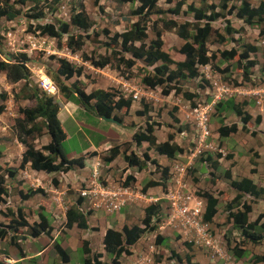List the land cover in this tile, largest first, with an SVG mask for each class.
Here are the masks:
<instances>
[{"label":"rangeland","instance_id":"obj_1","mask_svg":"<svg viewBox=\"0 0 264 264\" xmlns=\"http://www.w3.org/2000/svg\"><path fill=\"white\" fill-rule=\"evenodd\" d=\"M243 1L249 2L254 7H259L264 2V0H236L229 3L230 9H232V13L231 11L229 13L221 10V0H206L205 3H202L200 0H157V7L164 11L176 8L179 2L185 3L179 17L162 15L168 20L176 18L180 25L184 24L187 20L193 19L194 14L188 13L191 4L196 8H201L206 6V4L218 6L217 11L225 14L222 16H227L226 18L229 20L227 23L225 18H220L212 23L213 31L207 38L209 55L218 54V61L221 58L220 52L222 51L237 49L240 52H244L247 44L258 48L257 53L250 55L249 60L256 62L257 65L252 69V78L248 82L244 81L243 73L237 67L238 58L220 64L222 70L227 67L230 68L226 74L218 73L213 69L212 65L199 67L200 76L197 79H190L181 83L184 91L198 95L194 101L190 102L183 95H178L174 91L166 94L164 92L167 90L166 86L155 90L146 87L142 82V78L146 73L151 72L153 68L147 69L146 65L142 62H139L133 69V78L125 80L120 76V72L117 71L115 63L111 67L101 70L94 68L90 62L83 61V54L95 58L107 54L108 51L104 44L109 42V38L117 32L123 33L127 31L138 20V17L134 16V11L139 5L138 2L123 3L121 0H84L83 3L89 18L93 22V28L88 33H83L72 20L74 11L78 12L80 10L79 0H60V3L57 5L54 4V0H41L40 7L44 9L46 15L44 19L39 21L33 17L36 14V11H33L34 2L28 1L25 5H21L19 3L20 0H9L10 4L16 9L22 10V15L12 21L6 17L0 18L1 60H12L13 56L17 57L20 54H28L31 59L29 67L32 77L28 84L25 81L11 84L4 73L0 74V107L3 106L5 108L4 112L0 114V175H5L8 169L19 168L21 164L22 155L26 148L20 143L15 124L18 118L23 117L20 109L35 106L36 102L33 99L27 98L33 96L35 93L39 95L46 94L55 98V102L59 107V118L67 134V140L63 143V150L68 158L73 159L84 156L90 162L87 163L86 172H82V169L85 167H76L75 170L67 173H57L53 178H49L48 180H45L43 175L37 176L36 173L41 172L32 170L31 165H28L26 170H19L15 179L7 178L8 185H11L13 189H11L12 195L9 198H6L2 202L0 201V230L7 229L6 226H14L12 225L14 220L22 222L24 218L21 219L18 216L19 209L23 210V215L29 225L32 226L35 223L41 222L40 214L42 211L45 212V215L50 219L53 229L49 236L42 235L39 238L29 236L31 231L24 226H17L16 231L11 229V235L8 234L4 239H0V262L5 264H87L86 256L88 255L84 253L83 244L84 242H89L90 236H93L91 230L83 232L76 226L68 229L65 221L59 223L57 217L74 206L71 205V202L77 205L79 199H84L81 197V194L90 185L86 181L92 180L91 178H93L95 170L99 169L101 171L100 185H109L107 179L109 178L110 170L106 169V167L104 168L106 163L105 158L109 155V152L100 153L99 151L96 153L97 155H93V152H90L91 150L110 149L113 147L112 144L116 142V139L119 140L118 142H124L123 144H131V146L127 145L123 147L122 150L124 151L126 148H129L130 153L132 151L137 152L139 154L137 156L142 161L144 160L143 155L145 152H148L150 155L152 149H149V144L144 143L142 147L137 148L132 142H127L129 133H133L134 135L135 131L138 132L147 128V116L140 117L137 115L138 111H144L147 106L149 109L148 117L152 118L150 123L155 122L157 124L154 126V131L158 143H164L173 136L174 143L183 149V154L178 155L177 160L182 167L188 168L187 178L195 175L199 177L200 172L208 176L206 179L204 175L199 179L194 177L193 182L196 188H198V182L201 183V189L211 188L209 181L212 178L221 179L222 172L225 169H231L235 173V176L239 175L241 177L244 173L250 172L253 165L247 162L249 152L252 159L257 162L254 167L264 170V150H261L262 157L260 151L257 149V147H261L259 144L260 139L256 136V131L259 129V125L256 124L258 118H262L261 114L264 113V102L258 105L252 98L254 96L253 93H251L256 88L264 87V81L261 79L264 77V23L248 24L237 17V11L242 6ZM159 18L160 16L158 15L151 17L147 44L157 39L156 33L153 31V24ZM255 22H257V19ZM46 23H52L58 27L62 23L69 24L71 26V35H84L85 46L80 52L73 53L66 48L69 37L66 35L62 41L64 47L62 49L58 48L56 39L43 35L38 29L40 24ZM201 25L203 26L204 23ZM228 26L235 31L231 35H227L226 28ZM105 30L110 32L109 37L104 36L103 32ZM221 37H226L227 41L222 43L220 41ZM162 39L164 42L163 50L169 53L172 59L178 60L180 58L178 52L185 41L178 36L177 29H174L172 32H164ZM61 60L70 62L76 68L83 67L84 69L81 77L75 76L68 81L69 85L80 80L84 84L88 94L97 90H104L115 95V100L122 96H125L127 99L132 98L133 109L128 111V113L126 110H122L116 111L114 114L123 118L128 116V114L130 115L132 111V123L136 125V128H132L133 130L131 131V129L103 120L93 111L85 110L75 102H69L61 91L57 73L61 66ZM247 62H244V64H247ZM215 63L218 64L217 60ZM3 95L6 96V100L2 97ZM230 99H233L243 112L253 117V122L248 127L249 131L243 129V125L240 122L241 119L231 110L228 109L225 112L217 111L216 106L218 104ZM213 101L215 103L214 106L212 104ZM199 105L203 106L202 108L209 107V105L213 106L209 113L211 116L209 120L211 137L202 144L200 141L202 133L199 130L198 121L192 112V109L199 107ZM175 118H178L179 121L175 122ZM222 120L227 125L237 123L241 130L240 133L234 134L227 139H221L218 130ZM129 126H131V123H129ZM253 132H256V134ZM30 141L34 142L37 149L43 151L45 154H49L47 151H44L45 146L51 142V137L47 133V130H44L43 134L37 138L30 139ZM234 153L237 154V161L233 160V156H236ZM208 154L219 160L217 169L220 170L216 171L217 173H209L208 170L210 169L206 165L201 166L202 161L205 160ZM231 156L232 158H230ZM98 158L99 160L94 163L95 159ZM121 158L120 164H123L125 162L123 153L121 154ZM151 159L158 162L161 169L154 164L152 165L162 172L163 160L157 159L156 155L151 157ZM176 168L177 166H175ZM212 168L215 169L213 166ZM121 170L120 165H118V177L114 179L120 188L126 186L129 176L125 179L122 176L123 172L120 174ZM88 172H91V177H84L83 179L82 175L85 176ZM258 176L260 179H264V175L258 174ZM162 180H164V176L163 178L160 177V181ZM134 181H131L129 186ZM216 187L220 188L216 189L217 191L228 190L226 185L223 184L222 179L220 183L212 186V190H215ZM30 189H41L44 193L37 195L26 203L19 198L18 194L20 190L28 193ZM55 190H59V192H54ZM221 194L225 193L222 192ZM58 197H63L61 205L57 203ZM246 198L243 201L248 202ZM222 199L223 201L219 206L220 220L216 221L218 230L216 231L213 227L211 228L213 237L216 238L214 239L215 245L224 251L223 255L225 259H222L219 264H255L252 261L254 257L249 258L247 256L243 259H238L232 252L234 248L240 249L243 240L240 238V234L230 225V222H226L223 219V216L228 214L227 206L231 203H227L226 196L222 197ZM50 205L53 206L50 207ZM112 208L116 213L118 212V209H115L114 206ZM46 210L50 211L49 214L53 216L52 218H50L49 214L47 215ZM86 212L88 211L86 210ZM122 215H125V213H122ZM97 216L101 220L111 219L109 222H113L112 217L114 216L107 217L102 212H98ZM90 223L92 224V221ZM92 239L94 240V238ZM56 244L63 247L67 252L69 256L68 263H65L63 257L58 253ZM262 245L264 246V244ZM147 249L150 254L154 252L149 246ZM257 249V247H253V250ZM21 252H25L30 257L22 261L20 260V263L17 259ZM94 254L98 255L96 251ZM217 254L220 257L222 253L218 252ZM126 256L125 254L122 257L123 259L125 258V264H137L132 262L135 258H128ZM162 256V254H155L156 263ZM169 256L167 260H164V257L162 258L163 263L172 264L170 260L178 259L175 256L172 257L171 252ZM101 261L103 264H111V257L107 258L103 256ZM178 263H180L179 260Z\"/></svg>","mask_w":264,"mask_h":264},{"label":"trees","instance_id":"obj_2","mask_svg":"<svg viewBox=\"0 0 264 264\" xmlns=\"http://www.w3.org/2000/svg\"><path fill=\"white\" fill-rule=\"evenodd\" d=\"M28 1L34 2L35 6L33 11L36 14L33 16L36 20H42L45 18L44 9L40 7L41 0H20L21 5H25ZM80 1V10L74 11L72 20L75 25L83 31V33H88L89 30L93 28V22L89 18L84 0ZM205 3L206 0H200ZM221 10L224 12H229L232 10L229 7L230 2L236 0H221ZM123 3L138 2V7L134 11V16L138 17V20L132 25L127 31L120 33H115L109 38V42L104 45L107 48V54L100 55L98 58L83 54L82 58L84 62H90L91 65L96 69L104 70L111 67L114 63L116 64L117 71L120 72V76L125 80H131L133 78V69L138 65L139 62L144 63L146 68H153L149 73H146L142 78L143 84L155 90L159 87L166 86L167 90L164 92L166 94L174 91L178 95H183V97L192 102L198 97L197 94L184 91L182 82L190 79H197L200 76L199 67H206L212 65L213 69L218 73L226 74L229 72L230 68L225 69L220 68V64H224L226 61H232L238 58L237 67L243 73L244 81L248 82L252 78V69L257 65L256 62L250 61V55L258 52V48L254 45L247 44L244 52H240L237 49L232 51H222L221 58L218 61V54L209 55V49L207 46V38L213 31L212 23L220 18H225L227 16H222L218 12V6L207 5L201 8H196L193 4L189 6L188 13L194 14L193 19L187 20L184 24H179L176 18H171L168 20L164 18L165 16L179 17L181 14V9L185 5L184 2H179L174 9L168 11L161 10L157 7V0H121ZM60 0H54V4L57 5ZM55 11V10H54ZM223 13V12H222ZM232 13V11H231ZM22 15L21 9H16L10 4L9 0H0V18L6 17L8 20L12 21L17 17ZM153 15H158L160 18L154 22L153 31L156 33L157 39L153 40L150 44H147L149 23L151 22V17ZM237 17L244 20L248 24L264 23V2L259 7L252 6L249 2L243 1L242 6L237 11ZM257 19V22L255 20ZM229 20H227V23ZM204 25L202 26L201 24ZM195 24V25H194ZM161 25V26H160ZM39 31L50 38L56 39L58 42V48L62 49L63 39L68 35V41L66 48L71 50L73 53L80 52L85 46V37L80 34L78 36L71 35V26L67 23H62L59 27L52 23L40 24L38 26ZM177 29L178 36L185 41L184 45L180 48L178 54L180 55L178 60L172 59L169 53L163 50L164 42L162 35L164 32H172ZM227 35H231L235 31L233 28L228 26L226 28ZM194 32V33H192ZM1 33V31H0ZM104 36L109 37L110 32L105 30L103 32ZM192 40V41H191ZM220 41L226 42L227 38H220ZM111 53L109 54V52ZM217 60V63L216 62ZM247 64H244V62ZM31 62L28 54H20L17 57H12V60L3 61L1 60V49H0V74L4 73L7 80L11 84H18L25 81L27 84L30 83L32 73L29 67ZM61 66L58 69V78L61 85V91L66 96L69 102H75L79 106L83 107L85 110L93 111L100 118L114 119L115 123L122 126L124 119L126 118L116 116L114 113L116 111L126 110L127 113L132 109L133 99L126 98L125 96L120 97L115 100L116 97L111 92L104 90H97L91 94H88L84 84L77 80L73 84L69 85L68 81L73 79L75 76L81 77L83 75V67L76 68L70 62L66 60H61ZM175 66L174 68H172ZM5 100L7 99L5 95L2 96ZM28 99H33L36 104L34 107H26L20 109V113L23 114L22 118L16 120V130L19 134L20 143L26 148L22 155V160L19 168L6 170L5 175H0V201H4L9 198L11 194V185H8V179H15L19 170H26L28 165H31L32 170L36 172H44L46 174L54 173H67L74 170L76 167L84 168L85 160L84 156L79 158H68L67 154L63 150V143L67 140V134L63 128L62 122L59 118V107L55 102L53 96H48L46 94L39 95L35 93L33 96L27 97ZM195 106L194 103H192ZM144 111H138V116H147V128L141 131H135L133 135L132 143L140 148L144 143L149 144V149H154L159 155H164L170 160H174L178 155L183 154V149L174 143L173 136L164 143H158L157 136L155 135L154 126L157 125L155 122L150 123L151 117H148L149 109L148 106L145 107ZM4 107H0V114L4 112ZM217 111L225 112L228 109L235 113L237 117L241 120L245 131H249L252 117L250 114L243 112V110L235 103L233 99L226 102H221L216 106ZM178 118H175V122H178ZM261 118H258L257 124H259ZM239 125L234 123L232 125H227L224 121H221V126L218 130L221 139H227L230 136L238 133ZM131 128H136L135 124H131ZM44 130L51 137V142L49 145L45 146L44 151L49 154H45L43 151L37 149L34 142L30 139L37 138L42 135ZM256 134V132H253ZM131 146V144H123L113 147L109 150V155L106 156L105 162L110 164L114 162L121 154H124V160L128 167H137L139 170L147 168L148 164H154L158 168L160 165L154 159H151L148 152L143 155V161L137 156V154L132 151L129 154V148L122 150L125 146ZM123 151V152H122ZM97 152H93V155H97ZM232 158V156L230 157ZM211 161L212 158H209ZM214 168H218L217 162H211ZM161 168V167H160ZM169 168H163L164 181L149 182L148 187L162 186L166 190V180L168 179ZM225 176L229 179L230 187L234 189L238 195L232 201L231 204L227 206L228 219L233 221L236 228L242 230V236L247 241L253 244H260L264 240V214L260 215L258 220L254 223L249 222V214L252 213V205L248 202L243 201L246 196L252 197L258 200L264 195V188L259 187L251 179L244 178L240 181L233 180L230 171H226ZM135 178L131 175L128 176V181L126 186H129L131 181ZM56 182V181H55ZM57 183V182H56ZM44 193L41 189H30L29 192L24 193L23 190L19 192V198L22 201H28L39 194ZM207 198V209L204 215V222L211 223L218 213V200L213 196L206 194ZM82 205V200L77 201V205L70 208L67 211V227L72 229L77 227L81 230H91L87 220L86 213L80 208ZM23 210L19 209L18 216L23 219L22 222L14 220V226H6L7 229L0 230V239L12 234L11 229L16 231L17 226H24L30 229L32 238H39L42 235H50L53 226L50 224V219L46 216V213L40 214V223H35L34 226L29 225L25 216L23 215ZM146 219L145 228H141L137 225L129 227L125 225L122 232L109 230L105 237V250L111 257V264H121L120 259L123 254L127 256L132 255L131 249L141 240L142 236L146 233H153L157 231L160 227L162 221V209L160 205H152L146 209ZM1 228V224H0ZM16 235V234H14ZM13 235V236H14ZM16 237V236H15ZM25 237V236H24ZM165 238L161 235L157 236V243H165ZM56 243V242H55ZM186 247L190 244L187 243ZM56 249L58 253L63 257L64 262H69V256L65 249L56 244ZM191 247V246H190ZM83 249L86 256L87 264H103L101 254H94L91 242H84ZM236 258L242 259L244 257L243 250L239 248H234L232 251ZM172 257L178 258L181 263L182 258L175 252L171 251ZM27 254L21 252L17 260H25ZM186 264H196L193 263L192 257L186 256ZM20 261V263H21ZM161 260L157 261L159 263ZM34 262V261H32ZM255 264H264V255L256 256L254 258ZM0 264H5L0 262Z\"/></svg>","mask_w":264,"mask_h":264},{"label":"crops","instance_id":"obj_3","mask_svg":"<svg viewBox=\"0 0 264 264\" xmlns=\"http://www.w3.org/2000/svg\"><path fill=\"white\" fill-rule=\"evenodd\" d=\"M261 79H263L264 81V77ZM251 93H253L254 96L252 98L257 102L258 105H261L264 102L263 101L264 100V87L256 88ZM212 104L213 106L215 105L214 101L212 102ZM213 106H210V107L213 108ZM131 113L132 111L130 112V115L128 114V116H126L123 122L124 124L122 126L124 128L131 129L132 131L133 129L131 128V126H129V123L134 124L132 123L133 118H132ZM261 117L262 118H261L260 123L259 124L255 123V124L259 125L258 128L260 129V130L257 129L256 131L257 132L256 136H258V139H260L259 144L261 146V147H257V149L258 151H260V155L263 157L261 150H264V113L261 114ZM252 120H253V117H252ZM252 120L251 122H253ZM238 128H239L238 133H240L241 131L240 127ZM115 141L116 142L112 144L113 147H116L124 143L121 141L118 142L119 140H116V139ZM132 141H133V133L131 134L129 133V139H127V142H132ZM110 149L91 150L90 152H99V151L100 153L105 152V151L109 152ZM136 154L139 155L137 152ZM150 155L151 157H154L156 155L157 159L159 158L162 159L163 168H166V167L169 168L168 179L166 181L167 191H165L162 186L148 187L149 182H152V181L163 182L164 181V180L160 181V177L163 178V175H162L163 168H162V172H160L154 167V165L150 163L148 164L147 168H144L143 170H139L137 167L130 168L128 167L126 162H124L123 164H120L122 160L121 156H119L114 162L110 164L105 163L104 165V168L106 167V169L110 170V173L108 175L109 178L107 179V182L109 183V185H105V186L100 185L99 180L102 174H101V171H99V169L94 171L95 176L91 178L92 179L91 181H86L87 184H90L89 186H91L92 188L88 192L90 195L89 197H87L88 199L85 200L84 204L82 202L83 206L81 205V209L83 208L82 210L86 213L87 216H89L87 220L89 222L90 227L92 228L91 234L93 235L92 237L90 236L89 242L93 244L92 246L94 247L93 249L94 252L96 251L98 254H101L107 258H110V256L105 250V237H106L107 232L109 230L122 232L123 227L125 225L129 227L137 225L141 228H145L144 221L146 219V212H145L146 209L152 205H160L162 209V221H161L159 229L153 233H146L145 235H143L141 240L131 249L132 255L126 256V257L135 258L134 260L136 261L133 260L132 262L137 263V264L138 263L157 264L155 261V254H162L163 255L162 258L164 257V260H167V258L170 257L169 253L171 251H175L180 256V258H182L183 260L182 262L184 263H181L180 261H179L180 263H178V259H172L170 260L172 264H186V260H185L186 256L192 257L193 263H196V264H219V262L222 259H225L223 255L224 251L222 249H219L218 246L215 245L214 239L216 238L213 237L211 228L213 227L214 230L216 231L218 230V224L216 223V221L220 220L219 219V213H220L219 206L223 201L222 197L226 196L227 203L228 202L232 203V201L238 195V193L230 187L231 181L226 178L225 173L226 171H230L232 174L233 180H236V181H240L244 178L251 179L259 187L264 188V179L262 180L258 176V174L264 175V170H261V169L259 170L254 167V165H256L257 162H255V160L252 159V156L250 155V152H249V158L247 162L253 165L250 172L244 173L242 177L239 175L235 176V173L232 172L231 169H225L222 172L221 179L223 180V184L226 185L228 190L217 191L216 189H220L217 187L215 188V190L214 189L212 190L213 185L221 182L220 178H212V180L209 181V183L211 184V188L201 189L200 188L201 183L198 182L197 184L198 188H196V185L193 182L194 181L193 179L194 177L199 179L203 175H204V178L206 179L208 176L205 173L202 174V172H200L199 177L195 175L193 177L189 176V178H187L188 168L181 166L180 162L177 160L178 157L174 160H170L168 157L164 155H159L154 149H152ZM234 155L236 156H233V160L237 161L236 160L237 154L234 153ZM195 156H197V154H195ZM209 158H212V160L210 161ZM97 160H99V158L95 159L94 163H96ZM218 161L219 160L214 158V156H212L211 154H208L205 160L202 161L201 166L203 167V165H206L207 168L210 169L208 170L209 173L210 172L217 173L216 171H219L220 169H217V170H215L216 168L213 169L211 162H217L219 165ZM88 162H90V160L88 159L85 160L86 167L82 169V172L87 171ZM171 162L173 163L171 164ZM118 165H120L122 169L120 174L123 172L122 176H124L125 179L127 178L128 175H131L135 178V181L131 183V186L129 188L123 187L121 189L119 185H117V183L114 181L115 177H118L117 175ZM175 166L184 168L185 171L182 173L180 170L178 171L177 168L175 169ZM36 174L37 176L43 175L45 180H48L49 178H53L57 173L46 174L44 172H41V173H36ZM184 174L186 175L183 177ZM84 177H87V178L91 177V172L86 173L85 176L82 175L83 179ZM54 192H59V190H55ZM222 192L225 194H221ZM206 194H209L218 200V207H217L218 213L216 217L214 218V220L211 223H209L207 238L199 235L197 232V228H196L197 224L203 221L204 215L206 213V209H207V198L205 197ZM179 197L184 198V205L187 207L186 214L179 213L177 212L175 208L172 207V203L176 199H179ZM246 197H247L246 199L249 202V204L252 205V213L249 214V222L254 223L255 221L258 220L257 218H259L260 215L264 214V195L261 196L256 201L252 197H249V196H246ZM30 200L26 201V203L29 202ZM62 202H63V197H58L57 198L58 205H61ZM197 202H202V205L200 208L199 216L194 217L191 211L195 208ZM71 205L75 206V204H72V202H71ZM51 206L53 205H50V207ZM113 206H118L117 213L113 210L112 208ZM85 209L88 212H86ZM46 212H47V215L50 213V211L48 210H46ZM98 212L104 213V216H107V217L114 216L112 217L113 222L112 223L109 222L111 219L101 220L97 216ZM43 213L45 212L42 211L41 214ZM122 213H125V215H122ZM66 215H67V212L57 217L59 223L60 222L63 223V221H65V223L67 222ZM52 217L53 216L50 215V218ZM223 217H224L223 219L226 222L227 221L230 222V225H232L234 230L240 234L241 236L240 238L243 240L240 246V249L243 250L244 252L243 258L247 256H249V258H253V257L255 258L256 256L264 255V246L262 245L264 244V240L260 244H253L247 241L242 236V230L240 228H236L234 226L233 221H230L228 219V214H225V216ZM91 221H92V224L90 223ZM263 223H264V220H263ZM82 231L87 232L88 230H82ZM158 235H161L163 238H165L166 240L165 243L163 244L157 243ZM92 238H94V240ZM206 240H211L210 247L206 245L205 243ZM96 242L98 243L97 245H96ZM187 243H189L191 247L190 246L186 247L187 245L185 244ZM146 246L147 247L149 246L150 248H152L154 252L150 254ZM253 247H257L258 248L257 250L259 251L253 252V251H257V250H253ZM140 248H145V249H142L143 250L142 251ZM218 252L222 253L220 257L217 256ZM124 255L125 254H123L122 257ZM29 257L30 256L27 255L26 258H29ZM122 257L120 259V262L121 264H125V260H124L125 258L123 259ZM162 258H160L161 261L158 264H165V262L163 263ZM147 261L149 262L147 263ZM252 261L254 262V259Z\"/></svg>","mask_w":264,"mask_h":264},{"label":"built area","instance_id":"obj_4","mask_svg":"<svg viewBox=\"0 0 264 264\" xmlns=\"http://www.w3.org/2000/svg\"><path fill=\"white\" fill-rule=\"evenodd\" d=\"M211 109L212 108L210 106L206 107V108H202L200 106V107L193 108V111H192L193 115L196 117V119L198 121L197 124H198L199 130L202 133L201 138H200L201 144L204 143L207 139H209V137H211V130H210V126H209V122H210L209 121L210 120L209 113H210ZM177 170L178 171L180 170L182 173L185 171L184 168H181L179 166H177ZM125 188H128V187H125ZM89 191L90 190L83 191L82 196L83 197H89L90 196L88 193ZM201 205H202V202H197L195 208L191 211L194 217L199 216ZM114 207H115V209H118V206H114ZM172 207L175 208L177 210V212H179V213H182V214L187 213V207L184 205V198L179 197V199H176L172 203ZM196 228H197V232L199 235H201L205 238L208 237L207 234H208L209 223H206L203 220L197 224ZM205 243L208 247L211 246V240H206Z\"/></svg>","mask_w":264,"mask_h":264},{"label":"clouds","instance_id":"obj_5","mask_svg":"<svg viewBox=\"0 0 264 264\" xmlns=\"http://www.w3.org/2000/svg\"><path fill=\"white\" fill-rule=\"evenodd\" d=\"M115 124H116V123H115ZM85 167H86V165H85ZM94 176H95V174H94ZM163 176H164V175H163ZM166 181H167V180H166ZM125 187H128V188H129L130 186H125ZM91 188H92V187L89 186L87 189H85V191H86V190H91ZM81 197H83L82 194H81ZM83 198H84V199H82V202H83V204H84L85 200L88 199V198H86V197H83ZM66 218H67V217H66ZM49 221H50V220H49ZM66 225H67V222H66ZM55 240H56V239H55ZM54 243H55V241H54Z\"/></svg>","mask_w":264,"mask_h":264},{"label":"water","instance_id":"obj_6","mask_svg":"<svg viewBox=\"0 0 264 264\" xmlns=\"http://www.w3.org/2000/svg\"><path fill=\"white\" fill-rule=\"evenodd\" d=\"M103 120H106V121H109V122H112V123H115V120L114 119H108V118H103Z\"/></svg>","mask_w":264,"mask_h":264}]
</instances>
